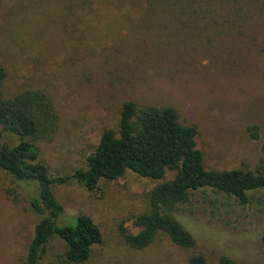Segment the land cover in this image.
<instances>
[{
    "label": "rangeland",
    "instance_id": "obj_1",
    "mask_svg": "<svg viewBox=\"0 0 264 264\" xmlns=\"http://www.w3.org/2000/svg\"><path fill=\"white\" fill-rule=\"evenodd\" d=\"M4 98L37 90L51 102L56 131L37 142L52 178L84 165L105 131L117 132L124 102L169 107L196 129L206 171L264 174V0H0ZM248 127H256L252 139ZM166 172L162 181L172 178ZM126 171L93 190L51 186L63 211L56 222L85 215L101 242L81 264H206L225 256L264 264V198L239 204L211 190L190 192L173 216L194 240L184 250L157 235L133 250L119 229L135 234L158 183ZM33 182L0 170V264L22 261L34 224ZM64 243L51 237L37 264H63Z\"/></svg>",
    "mask_w": 264,
    "mask_h": 264
},
{
    "label": "trees",
    "instance_id": "obj_2",
    "mask_svg": "<svg viewBox=\"0 0 264 264\" xmlns=\"http://www.w3.org/2000/svg\"><path fill=\"white\" fill-rule=\"evenodd\" d=\"M5 71L0 64V170L17 182L35 184L36 197L28 200L35 215L42 216L33 226L32 237L24 257L18 264H37L51 237L65 246L63 264H81L91 248L100 244L96 225L85 215L72 217V222L57 223L62 208L51 194V186L77 184L87 190L96 188L100 180H115L126 171L140 178L168 181L156 184L148 193V210L134 217L135 234L119 229L123 241L133 250H142L154 238L165 235L178 248L188 250L194 240L174 218L176 207L190 192L208 189L239 204H246L254 193L264 198V174L240 169L206 171L202 155L195 147L196 129L181 125L169 107H135L124 102L119 111L118 129L103 132L84 165L66 176L50 177L39 162L37 142L51 141L56 131V114L49 99L40 91L25 90L12 98H4L2 86ZM256 139V127H248ZM70 221V220H69ZM186 264H206L200 254H191ZM214 264H240L219 256Z\"/></svg>",
    "mask_w": 264,
    "mask_h": 264
}]
</instances>
